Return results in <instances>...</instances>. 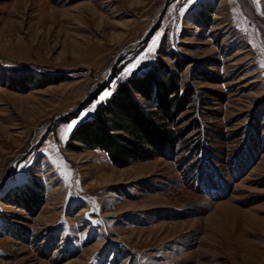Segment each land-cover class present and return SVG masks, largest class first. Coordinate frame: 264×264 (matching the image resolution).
Listing matches in <instances>:
<instances>
[{
    "label": "rangeland",
    "instance_id": "rangeland-1",
    "mask_svg": "<svg viewBox=\"0 0 264 264\" xmlns=\"http://www.w3.org/2000/svg\"><path fill=\"white\" fill-rule=\"evenodd\" d=\"M162 67L169 156L71 140ZM0 264H264V0H0Z\"/></svg>",
    "mask_w": 264,
    "mask_h": 264
},
{
    "label": "trees",
    "instance_id": "trees-1",
    "mask_svg": "<svg viewBox=\"0 0 264 264\" xmlns=\"http://www.w3.org/2000/svg\"><path fill=\"white\" fill-rule=\"evenodd\" d=\"M162 68L151 69L119 84L109 99L97 105L94 118L77 128L71 140L82 143L87 149L105 152L111 163L120 168L132 162L169 156L184 132L176 135L167 126L174 125L186 110L191 94L189 90L180 92L176 73ZM131 91L151 102V111L142 112L131 100ZM100 92L101 88L97 94ZM95 99L94 95L89 102Z\"/></svg>",
    "mask_w": 264,
    "mask_h": 264
},
{
    "label": "snow or ice",
    "instance_id": "snow-or-ice-1",
    "mask_svg": "<svg viewBox=\"0 0 264 264\" xmlns=\"http://www.w3.org/2000/svg\"><path fill=\"white\" fill-rule=\"evenodd\" d=\"M69 131H71V129H69Z\"/></svg>",
    "mask_w": 264,
    "mask_h": 264
}]
</instances>
